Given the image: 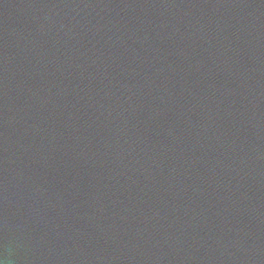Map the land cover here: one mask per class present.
Instances as JSON below:
<instances>
[{"label":"water","instance_id":"water-1","mask_svg":"<svg viewBox=\"0 0 264 264\" xmlns=\"http://www.w3.org/2000/svg\"><path fill=\"white\" fill-rule=\"evenodd\" d=\"M0 264H264V0H0Z\"/></svg>","mask_w":264,"mask_h":264}]
</instances>
